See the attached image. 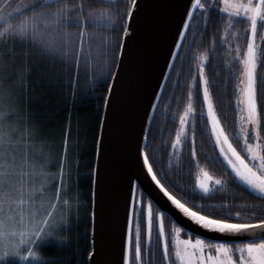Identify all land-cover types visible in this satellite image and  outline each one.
<instances>
[{"label":"trees","instance_id":"trees-1","mask_svg":"<svg viewBox=\"0 0 264 264\" xmlns=\"http://www.w3.org/2000/svg\"><path fill=\"white\" fill-rule=\"evenodd\" d=\"M201 2L212 7L207 14L197 9L191 20L152 116L144 149L157 178L181 202L213 218L253 222L250 215L253 211L257 217L264 218V200L235 178L223 161L212 138L203 85L197 74L198 65L203 63L217 118L233 147L246 157L239 134L238 98L242 58L248 44V23L245 18L218 11L221 0ZM27 3L28 0H9L0 8V16L6 17V21L0 19V33H3L0 34V66L7 68L0 76V183L4 200L0 209L5 217H14L11 220L17 227L14 231L19 230L20 213L27 216L29 210L37 218H48L54 227L48 230L50 235L37 240L35 245L21 246L18 256L6 257L1 264H41L31 257L19 258L28 256L29 250L49 264H89L92 174L111 78L100 83L93 69L98 61L91 58L87 62L74 58L69 71L58 58L48 56L41 46L22 42L18 36L4 31L6 22L18 25L31 17V10H16ZM128 3L130 0H64L65 6L80 18L78 25L65 30L85 33L83 37H73L75 51L83 48L85 52L95 53L99 43H112L117 60L122 29L113 30L100 24L89 26L88 17L107 13L118 20L116 13H123ZM3 4L4 0H0V6ZM51 7L54 10L56 5ZM257 32H262L259 25ZM257 56V104L258 111H264V83H260L264 81V40ZM189 104L193 112L184 125L182 143L173 148L180 117ZM199 169L222 183L213 184L207 193L200 191L196 184ZM5 180L8 188L3 186ZM5 192L9 193L7 197ZM140 199L144 215L133 216V255L138 223L142 248L151 247L154 253L152 264H169L163 257L165 242L169 245L171 261L178 264L172 229L173 225L178 226L164 214L165 238H158V224H154L148 239L145 204H149V200L144 194ZM21 200L26 203L21 205ZM221 208L223 211L217 215ZM228 212L231 216L226 215ZM236 212L242 213L240 218L235 216ZM12 222L6 227L11 231ZM147 261L146 254L145 264Z\"/></svg>","mask_w":264,"mask_h":264},{"label":"snow or ice","instance_id":"snow-or-ice-1","mask_svg":"<svg viewBox=\"0 0 264 264\" xmlns=\"http://www.w3.org/2000/svg\"><path fill=\"white\" fill-rule=\"evenodd\" d=\"M9 3V0H4L3 8ZM218 3V0H217ZM228 3V0H225ZM55 4L56 8L53 10L52 5ZM140 7V0H130V3L126 4L125 11L123 13L117 12L116 16L118 20H114L111 14L101 13L99 16L89 14L88 21L89 26L100 24L107 26L113 30L122 29L123 35L127 37L130 35L131 21L134 19L137 10ZM192 8H198L203 10V14H207L212 5L201 2V0H192ZM229 7L233 9L229 11ZM229 7L218 8V11L228 13L229 16L246 18L247 23L250 25L251 37L248 40L246 59L244 65L246 69L247 83L242 89L244 96V105L247 112L246 117H242V120H246L249 127L242 128L243 131V149L249 154V159L246 161L244 157L233 147L229 141V137L225 134L224 129L220 126V121L214 111L213 101L209 88V81L205 76L204 64L198 65L199 80L203 85V101L207 106V116L212 125V132L216 136V144L220 145V153L224 155V160L227 162V166L235 174V178L239 179L243 184L247 185L253 193H258L259 198L264 200V111H258L257 94H258V45L255 43L257 36L258 25L264 28V0H248L246 4H233ZM31 10V17L26 18L18 25H13L6 22V28L4 31L11 33L13 36H18L21 41H30L34 45L41 46L44 52L53 58H58L61 63L65 64L66 68L70 71L73 63V59L84 60L87 62L89 58L98 63L93 65L94 74L100 79V83H105L111 78L112 83L108 85V92L111 94L115 90V81L119 78V69L121 62L115 60L117 55L115 46L112 43H99L96 46V52H85L81 48L80 52H76L74 48L73 37L80 35L83 37L85 33H72L66 31V28H71L73 25L80 23V18L73 14V10L68 9L64 0H28L27 4L20 5L16 10ZM242 9V11H241ZM82 11V9H81ZM193 16V11L185 6L181 19L177 22V41L174 42L173 49L169 50L170 58H175L179 55L174 49L182 47L183 38L186 36V32L190 28V21ZM0 19L6 21V17L0 16ZM231 26L232 21H228ZM3 34V33H0ZM264 40V35L261 36ZM125 44H119V55L122 57ZM91 48V44L89 45ZM239 52V49H237ZM206 60L207 57H202ZM115 62L116 71L113 72V64ZM87 66V63H86ZM173 67L170 60L166 61V68ZM7 71L5 66H0V76ZM167 74L166 71L164 73ZM195 79V76H194ZM264 83V81H260ZM159 95L158 90L154 93V98ZM191 96V93H189ZM110 102L109 99L105 100L107 105ZM157 105L153 102H149V110L155 108ZM193 112L191 104H189L185 113L180 117L181 128L177 132L173 148L181 145L182 135H184V125L187 123L188 116ZM148 113H146L147 118ZM149 129H142L141 140L137 145V156L142 157V165L147 167V173L151 175V179L155 181L156 185L160 187V190L171 201V204L175 206L183 214L184 217L189 218L195 225L201 227L204 230L215 231L220 234L227 235H246L259 242H248L243 244L227 243V242H212L197 236L194 240L192 238L180 239V234L184 231L180 227L172 226L173 231L176 233V238L173 242L175 247V257L179 261V264H264V218L256 216L255 211L250 215L254 218L253 222L237 223L232 219L213 218L212 215L202 214L201 211H194L192 207L182 203L175 195L168 191L167 188L157 179L156 174L153 172V167L149 162L148 152L143 150L146 146V140ZM239 140V137H237ZM251 140H255L253 145ZM223 145H227V151ZM230 153V155H229ZM195 155V151H193ZM7 159V157H4ZM234 158V159H233ZM7 175V174H5ZM212 176L208 172L203 173V179L198 181L200 189L205 193L209 191L207 181L212 180ZM222 181L220 179L215 180V184L220 185ZM4 188H8L9 184L7 180L3 182ZM131 203L128 213V243L124 251L123 264H145V255L148 256L147 264H152V258L154 253L151 247L142 248L140 243V229L139 224L136 225V241L133 255L132 248V231H133V216L137 218L144 215L143 200L139 201V207L136 206V193L135 186L130 183ZM5 197L9 193H4ZM142 195V194H141ZM21 205L26 201H19ZM255 207V206H254ZM11 207L9 211H11ZM223 208L216 214H220ZM49 216L52 214L49 213ZM226 215L231 216L228 212ZM241 212H236L235 216L240 218ZM14 219V217H6L0 219V245L4 246L7 250L4 251L3 256H0V262H3L6 257L18 256L22 251L21 246L35 245L37 240H40L45 235H50L49 229L54 227V223L49 221L48 218H37L36 214L29 210L28 215L25 216L23 212L20 213L19 230L18 231H6V222ZM147 224L149 235H151L154 224H158L157 236L163 240L165 238L166 231V217L163 212L154 210V206L149 202L147 207ZM214 253V254H213ZM238 254V260L233 257ZM31 257L34 260H40L41 264H49L47 260L38 257L35 252L29 250L28 256H20L21 260H27ZM164 260L169 264H175L171 261L169 255V245L167 242L163 246Z\"/></svg>","mask_w":264,"mask_h":264},{"label":"water","instance_id":"water-1","mask_svg":"<svg viewBox=\"0 0 264 264\" xmlns=\"http://www.w3.org/2000/svg\"><path fill=\"white\" fill-rule=\"evenodd\" d=\"M191 4L192 0H140L131 21L130 35L122 34L121 43L125 47L122 57L118 53L117 59L122 61L120 75L114 92L107 91L105 100L110 95V102L106 105L104 101L96 143L89 264H123L128 243L130 183L135 186L136 197L144 194L159 212L168 215L174 224L192 236L212 242H258L246 235L220 234L195 225L171 204L147 173V167H141L142 157L137 156L141 131L149 128L157 107L149 113V102L158 104L172 69L166 68V61L170 60L173 65L176 59L170 58L169 50L178 39L177 22L186 5L193 16L198 9ZM157 90L159 95L154 98Z\"/></svg>","mask_w":264,"mask_h":264},{"label":"rangeland","instance_id":"rangeland-1","mask_svg":"<svg viewBox=\"0 0 264 264\" xmlns=\"http://www.w3.org/2000/svg\"><path fill=\"white\" fill-rule=\"evenodd\" d=\"M246 3H248V0H228V3H225V0H221V2H220V6H219V8H224V7H229L230 5H233V4H236V5H239V4H246ZM23 5V4H22ZM11 6V8H12V5H10ZM11 8H10V10H11ZM233 9H231L230 7H229V11H232ZM241 11H242V9H241ZM225 14H228V13H225ZM229 15V14H228ZM241 18H245V17H243V16H240ZM246 19V18H245ZM262 35H264V28H262V32L260 33V34H258V32H257V36H256V38H255V43L259 46L260 45V43L262 42V39H261V36ZM251 37V30H250V25L248 24V40H249V38ZM257 51H258V49H257ZM246 52H247V46H246V50H245V52H244V55H243V58H242V72H241V78H240V82H239V98H238V105H239V134H240V137H241V140H242V143H243V131H242V128H247V127H249V125L247 124V122H246V120H242V117H246L247 116V112H246V110H245V105H244V103H243V101H244V96H243V92H242V89L246 86V83H247V76H246V69H245V65H244V60L246 59ZM205 112H206V115H207V106H206V104H205ZM207 119H208V116H207ZM208 123H209V127H210V130H211V134H212V138H213V141H214V143H215V145L217 146V148H218V151H219V153H220V145H217L216 144V136H215V134L212 132V125H211V122H210V120L208 119ZM220 126H221V124H220ZM222 127V126H221ZM180 128H181V125H180ZM250 143H252L253 145H255V143H256V141L255 140H251L250 141ZM223 147L225 148V151H227V145H223ZM246 157H244L245 158V160L247 161L248 159H249V154L246 152ZM220 155H221V157H222V159H223V161L226 163V165H227V162L224 160V155L223 154H221L220 153ZM229 155H230V153H229ZM241 155V154H240ZM242 156V155H241ZM243 157V156H242ZM234 159V158H233ZM230 168V167H229ZM231 170V169H230ZM205 171L203 170V169H199L198 170V176H197V182H196V184H197V187H198V189L200 190V191H202V192H204L202 189H200V187H199V184H198V181L199 180H202L203 179V173H204ZM234 174V173H233ZM235 175V174H234ZM213 178V177H212ZM215 178H213L212 180H210V181H207V183H208V187H209V183H211V184H214L215 186L217 185V184H215ZM239 180V179H238ZM240 181V180H239ZM245 185V184H244ZM247 186V185H246ZM1 188H2V186H1V183H0V207H1V205H2V200H3V195H1L2 193H1ZM210 189V188H209ZM141 199H139V197H137V204H136V206H139V201H140ZM4 201V200H3ZM5 201L6 202H8V200H6L5 199ZM145 206H146V208L148 207V204H145ZM6 217L4 216V215H2V210L0 209V219H5ZM9 222H12L11 220L10 221H7L6 222V227H7V224L9 223ZM145 222H146V226H147V231H148V224H147V210H146V217H145ZM12 224H13V229H12V231H14L17 227L14 225V223L12 222ZM6 231H8L9 229L8 228H6L5 229ZM8 232H11V230H9ZM148 239H149V237H150V235H149V231H148ZM173 242H174V240H175V238H176V233L174 232V235H173ZM188 238H192L193 240L196 238L195 236H192V235H190L189 233H187V232H182L181 234H180V239H188ZM259 242V241H258ZM243 244V243H242ZM7 249L4 247V246H2V245H0V256H3V253H4V251H6ZM174 252H175V247H174ZM214 254V253H213ZM234 259H236V260H238V258H239V256H238V254L236 255V256H234L233 257ZM0 264H1V262H0ZM178 264H179V261H178Z\"/></svg>","mask_w":264,"mask_h":264},{"label":"flooded vegetation","instance_id":"flooded-vegetation-1","mask_svg":"<svg viewBox=\"0 0 264 264\" xmlns=\"http://www.w3.org/2000/svg\"><path fill=\"white\" fill-rule=\"evenodd\" d=\"M212 186H213V184L209 183V188H210V189L212 188ZM210 189H209V190H210Z\"/></svg>","mask_w":264,"mask_h":264},{"label":"bare ground","instance_id":"bare-ground-1","mask_svg":"<svg viewBox=\"0 0 264 264\" xmlns=\"http://www.w3.org/2000/svg\"><path fill=\"white\" fill-rule=\"evenodd\" d=\"M184 40V39H183ZM179 52V51H178Z\"/></svg>","mask_w":264,"mask_h":264}]
</instances>
